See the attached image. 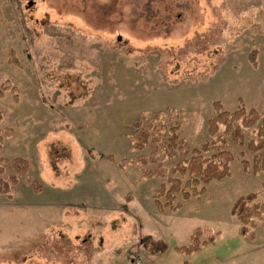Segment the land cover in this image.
Returning <instances> with one entry per match:
<instances>
[{"label": "rangeland", "instance_id": "1", "mask_svg": "<svg viewBox=\"0 0 264 264\" xmlns=\"http://www.w3.org/2000/svg\"><path fill=\"white\" fill-rule=\"evenodd\" d=\"M6 82L17 92L0 98V129L14 131L0 150L4 176L18 157L30 169L11 199L0 195V264H264V218L243 236L231 214L241 196L264 199L249 147L258 125L243 128V144L220 127L230 176L201 197L180 195L177 211L160 212L153 200L167 178L119 166L152 158L150 145H132L143 114H175L193 149L211 141L215 103L264 113V0H0V88ZM163 135L157 162L145 167H165L170 178L192 150L171 158ZM196 229L214 240L180 252ZM145 235L168 250L147 254Z\"/></svg>", "mask_w": 264, "mask_h": 264}, {"label": "trees", "instance_id": "2", "mask_svg": "<svg viewBox=\"0 0 264 264\" xmlns=\"http://www.w3.org/2000/svg\"><path fill=\"white\" fill-rule=\"evenodd\" d=\"M257 52L253 51L250 60L254 67H258ZM10 63L21 67L20 61L17 59L15 52L12 51L10 56ZM17 92L15 87L9 82H6L0 88V98L6 92ZM217 113L209 121V133L211 141L201 145L200 148L193 149L185 144L184 140L180 138L179 131L181 123L177 121V116L166 114H159L153 120L150 119L149 114H143L141 119L135 121L133 126L135 133L132 137L133 149L144 150L148 145L152 148V158H142L140 161H124L119 164L121 169H125L130 165H140L144 178H167V183L154 191L153 200L155 206L160 212L166 210L177 211L181 208V204L177 203L180 195L187 200L191 197H201L207 193L206 185L214 181H222L231 174V164L234 157L231 151L226 147V139L219 133L220 127L225 126L229 131L231 130L233 136L239 143H244L243 128H252L258 125L257 137L260 140L258 144H251L250 150L256 155L254 158V169L256 172H264V113H260L253 108L247 111L245 107H240L234 112H229L222 109L220 102L215 103ZM163 120L155 125V122ZM2 122V115L0 114V124ZM166 122V123H164ZM167 133L166 150L169 151L170 157L175 159L178 155L185 156L191 150V158L176 164L172 171V176L167 177L168 169L159 166L154 172L146 169L145 166L149 162H157L158 145L164 138V133ZM14 135L13 129H0V150L3 149L5 141ZM165 143V142H164ZM182 147L186 149H182ZM115 162L113 158L110 159ZM8 161L0 159V195L12 198L13 187L17 186L21 178H25L29 172L30 165L24 158H15L12 161V172L5 177L4 164ZM245 167L247 164L244 162ZM27 181L39 189L36 182L27 178ZM259 193H251L239 197L232 205L231 214L241 224V234L247 236L252 229L257 228L258 220L264 218V199H260ZM203 235H207V239L203 240ZM214 240V235L207 230L196 229L192 236L190 244L179 248L180 252L187 255L196 253L202 249L204 245H208ZM141 245L144 251L151 255L157 256L165 253L168 250V244L162 239H156L152 235H145L141 238Z\"/></svg>", "mask_w": 264, "mask_h": 264}, {"label": "built area", "instance_id": "3", "mask_svg": "<svg viewBox=\"0 0 264 264\" xmlns=\"http://www.w3.org/2000/svg\"><path fill=\"white\" fill-rule=\"evenodd\" d=\"M113 264H119V262H114ZM127 264H143V259L141 257H135Z\"/></svg>", "mask_w": 264, "mask_h": 264}, {"label": "water", "instance_id": "4", "mask_svg": "<svg viewBox=\"0 0 264 264\" xmlns=\"http://www.w3.org/2000/svg\"><path fill=\"white\" fill-rule=\"evenodd\" d=\"M121 39V37L119 38V40Z\"/></svg>", "mask_w": 264, "mask_h": 264}]
</instances>
